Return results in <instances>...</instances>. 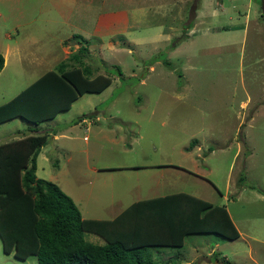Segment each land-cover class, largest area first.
I'll return each instance as SVG.
<instances>
[{
    "label": "rangeland",
    "instance_id": "1",
    "mask_svg": "<svg viewBox=\"0 0 264 264\" xmlns=\"http://www.w3.org/2000/svg\"><path fill=\"white\" fill-rule=\"evenodd\" d=\"M81 46L88 76L110 83L34 126L35 175L82 218L175 191L223 205L236 239L188 235L155 262L264 264V0H0V103ZM27 127L0 123V143ZM0 264L36 261L0 246Z\"/></svg>",
    "mask_w": 264,
    "mask_h": 264
},
{
    "label": "trees",
    "instance_id": "2",
    "mask_svg": "<svg viewBox=\"0 0 264 264\" xmlns=\"http://www.w3.org/2000/svg\"><path fill=\"white\" fill-rule=\"evenodd\" d=\"M85 51L79 47L69 55L74 65L60 61L0 103V123L19 118L31 126L28 134L0 143L2 252L19 260L34 256L36 264H157L152 248H179L188 235H212L216 242L236 239L238 231L223 205L187 192L133 201L106 220L82 218L55 183L35 175L36 156L47 134L37 133L34 126L68 110L82 94L100 92L110 83L102 74L88 76L81 58ZM2 66L0 54V70ZM114 68L120 75L119 67ZM85 233L103 243L85 240Z\"/></svg>",
    "mask_w": 264,
    "mask_h": 264
},
{
    "label": "crops",
    "instance_id": "3",
    "mask_svg": "<svg viewBox=\"0 0 264 264\" xmlns=\"http://www.w3.org/2000/svg\"><path fill=\"white\" fill-rule=\"evenodd\" d=\"M7 51H8V50L6 49L5 52H7ZM70 52H71V51H70ZM70 52H69V53H70ZM16 53H17V51H16ZM18 55H19V53H18ZM22 56H24V55H19L18 58H22ZM4 63H5V61H4ZM41 74H42V73H41ZM41 74H40V75H41ZM40 75H39V76H40ZM35 79H36V78H35ZM35 79H34V80H35ZM105 88H107V87H105ZM105 88H104V89H105ZM77 98H78V97H77ZM77 98H76V99H77ZM76 99H75V100H76ZM75 100H74V101H75ZM74 101H73V102H74ZM73 102H72V103H73ZM72 103H71V104H72ZM70 106H71V105H70ZM59 113H60V112H59ZM59 113H58V114H59ZM56 116H57V114H56ZM56 116H55L53 119H55ZM53 119H52V120H53ZM82 120H83V119H82ZM48 121H51V119H50V120H46V121H44V122H48ZM79 122H81V120H79ZM42 123H43V122H42ZM56 136H57V135H55V136H53V137L55 138ZM54 138H53V139H54ZM37 155H38V154H37ZM36 159H37V156H36ZM38 159H39V157H38ZM175 192H183V191H175ZM168 193H171V192H168ZM165 194H166V193H165ZM189 194H190V193H189ZM191 195H192V194H191ZM157 196H158V195H157ZM150 197H153V196H150ZM146 198H148V197H146Z\"/></svg>",
    "mask_w": 264,
    "mask_h": 264
}]
</instances>
